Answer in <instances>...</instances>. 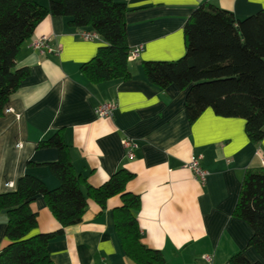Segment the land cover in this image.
<instances>
[{"label":"crops","instance_id":"1","mask_svg":"<svg viewBox=\"0 0 264 264\" xmlns=\"http://www.w3.org/2000/svg\"><path fill=\"white\" fill-rule=\"evenodd\" d=\"M125 3L129 48L142 44L139 55L127 59L130 76L92 82L80 65L105 41L79 35L89 26L75 27L67 17L45 15L19 47L16 67L28 74L14 90L0 114V193L15 190L17 179L30 174L47 188L58 185L46 163L57 159L54 147H38L42 139L60 131L68 145L80 189L98 187L119 168L133 176L125 190L140 197L136 221L140 241L159 250L168 264H229L242 252L261 261L247 245L252 230L233 214L245 169L261 167L264 138L252 142L240 117H222L209 107L192 122L185 110V89L173 84L160 88L145 78L144 61H171L185 51L183 24L201 3L230 11L238 18L264 9V0H115ZM43 7L48 0H36ZM60 46L57 53L31 46L37 37ZM113 101L110 117H97L100 102ZM134 140L133 156L121 139ZM191 155L200 157L203 181L184 167ZM116 194L99 205L86 198L78 223L49 240L52 264H137L122 250L114 228ZM36 227L30 234L60 227L42 195L30 203ZM6 213L0 210V249L6 244ZM204 254L212 256L207 262Z\"/></svg>","mask_w":264,"mask_h":264},{"label":"trees","instance_id":"2","mask_svg":"<svg viewBox=\"0 0 264 264\" xmlns=\"http://www.w3.org/2000/svg\"><path fill=\"white\" fill-rule=\"evenodd\" d=\"M127 10L125 3L115 0H48L47 7L36 0H0V114L28 74L26 67H16L18 49L47 14L67 17L71 26H89L105 41L80 65L90 81L128 78ZM182 30L184 54L171 61L142 62L146 80L160 88L173 84L185 89L184 110L189 122L209 107L222 117L243 118L246 135L259 143L264 138V9L238 19L230 11L201 3L193 8ZM37 146L57 150V159L46 165L58 185L49 189L41 179L24 174L17 179L15 190L0 193V210L7 217V242L0 249V264H52L49 240L80 221L86 198L104 205L116 194L122 204L114 209V228L124 254L137 264H168L159 250L140 241L135 215L140 197L125 190L133 176L130 171L119 168L100 186L86 185L83 193L61 132L55 131ZM37 195L43 196L59 222L57 230L30 234L36 227L30 203ZM233 214L250 226L247 245L262 262L249 261L236 252L228 263L264 264V166L244 170Z\"/></svg>","mask_w":264,"mask_h":264},{"label":"built area","instance_id":"3","mask_svg":"<svg viewBox=\"0 0 264 264\" xmlns=\"http://www.w3.org/2000/svg\"><path fill=\"white\" fill-rule=\"evenodd\" d=\"M79 35L84 39H97L98 38V34L93 29L82 30L79 32ZM31 46L34 49L39 50L40 52H42L44 48H46V50L50 53L51 52L57 53L60 49L59 45H56L53 47L49 46L47 43V37L45 36H40L32 40ZM142 48H143L142 44H139V45H136L130 48L127 59L136 58L139 55ZM114 108H115V103L113 101H103V102H100L98 105H96V107L94 108V112L97 117H110L113 114ZM121 144L126 149V155L129 157H132L133 150L137 147V144L134 142V140L128 137H123L121 139ZM260 156H261V164L262 166H264V152H260ZM184 167L189 169L198 180L200 181L204 180L206 171L200 165L199 156L191 155L189 159L185 162ZM202 258L206 260L207 262L212 261V256L209 254H204Z\"/></svg>","mask_w":264,"mask_h":264}]
</instances>
